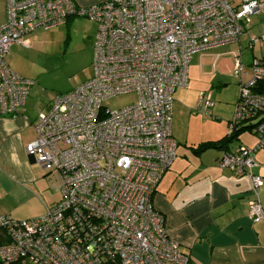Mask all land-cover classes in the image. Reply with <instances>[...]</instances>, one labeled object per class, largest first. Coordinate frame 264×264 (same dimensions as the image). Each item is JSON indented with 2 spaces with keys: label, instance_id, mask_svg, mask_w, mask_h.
Listing matches in <instances>:
<instances>
[{
  "label": "built area",
  "instance_id": "obj_1",
  "mask_svg": "<svg viewBox=\"0 0 264 264\" xmlns=\"http://www.w3.org/2000/svg\"><path fill=\"white\" fill-rule=\"evenodd\" d=\"M0 113L16 117L33 81L16 74L6 57L13 44L30 47L26 36L87 18L97 25L93 76L59 94L33 123L28 156L58 174L60 201L43 216L17 221L0 216V264H190L169 237L152 200L176 158L172 136L174 93L189 85L196 54L239 41L264 0H109L88 7L73 0H0ZM259 42L253 39L250 47ZM240 96L228 134L253 125L256 148L226 152L223 169L251 181L248 216L264 220L263 179L253 174L254 154L264 148V63L246 75L234 63ZM136 93L127 108L110 111L103 102ZM214 103L201 93L196 110L209 115ZM264 264V262H263Z\"/></svg>",
  "mask_w": 264,
  "mask_h": 264
},
{
  "label": "crops",
  "instance_id": "obj_2",
  "mask_svg": "<svg viewBox=\"0 0 264 264\" xmlns=\"http://www.w3.org/2000/svg\"><path fill=\"white\" fill-rule=\"evenodd\" d=\"M107 1L73 0L80 7ZM230 1L234 5L239 3V0ZM263 24L260 21L250 31L246 29L248 33L244 32L238 42L223 46L228 48L217 53V57L226 55L236 60L241 56L244 62L242 49H246L252 41L250 35L263 34ZM26 40L31 46V40L27 37ZM256 44L247 55V63L251 58H264V41ZM15 47L24 46L13 44L10 47L6 57L8 66L34 84L19 115L11 117L0 113V216L21 221L43 216L47 208L54 207L61 199L58 192L56 197L39 189L41 165L25 151V147L36 137L35 119L41 112L51 109L58 95H44L39 92L34 79L24 76V66L13 62L11 56ZM245 72L242 82L250 80V64L245 67ZM92 76L93 73L82 83ZM175 93L172 136L177 144L176 158L157 185L152 200L155 210L164 216L170 239L177 243L181 253L189 257L190 264H263L264 220L254 222L248 216L251 181L247 177H237L219 165L226 152H234L241 147L256 148L260 137L244 127L243 133L228 148H210L196 154L195 149L199 145L222 140L228 134L232 120L227 116L211 119L195 114L193 101L175 99ZM209 94L212 99V93ZM235 104L236 100L230 104L231 113ZM254 158L253 174L263 179L259 196L264 211V148L257 150ZM33 201L36 203L33 204Z\"/></svg>",
  "mask_w": 264,
  "mask_h": 264
},
{
  "label": "rangeland",
  "instance_id": "obj_3",
  "mask_svg": "<svg viewBox=\"0 0 264 264\" xmlns=\"http://www.w3.org/2000/svg\"><path fill=\"white\" fill-rule=\"evenodd\" d=\"M3 6V2L0 1V19L3 18ZM250 20L248 31L257 22L264 23V12L252 16ZM262 26L261 32L264 35V24ZM96 29L97 25L93 21L75 17L57 29L29 34L26 37L31 40V46L15 47L11 55L13 62L24 66V76L34 79L39 86V92L41 91L44 95L55 97L68 93L93 73V42ZM262 35L252 34L250 39L264 41ZM250 43L251 41L246 49H242L245 54L243 55L244 62H242L244 66L252 65L256 60L251 58L247 63L252 50ZM257 45L259 44L255 46ZM226 48L228 47L196 54L189 67V88L178 89L175 93V99L179 97L193 101L195 114L211 119H214L213 117L223 118V116H227L230 120L234 118L236 104L240 96V86H238V79L234 75L235 57L225 55L220 58L216 55ZM244 79L246 80V77ZM210 92L214 106L210 109L209 115H206L197 111L196 107L201 93L208 94ZM137 100L136 93L121 94L104 101L103 105L110 111H116L131 106ZM234 100H236V104L231 113L230 104ZM194 122L200 126L199 122ZM39 168L41 173L40 182H38L39 189L57 197L55 186L58 184V174H50L42 166ZM35 203L33 201V204Z\"/></svg>",
  "mask_w": 264,
  "mask_h": 264
},
{
  "label": "trees",
  "instance_id": "obj_4",
  "mask_svg": "<svg viewBox=\"0 0 264 264\" xmlns=\"http://www.w3.org/2000/svg\"><path fill=\"white\" fill-rule=\"evenodd\" d=\"M71 19H69L67 21V23L70 21ZM260 62L264 63V58L263 59H260L259 60ZM254 92L256 93H259V94H263L264 95V81L263 82H260L258 83L254 89H253ZM231 122H229L230 124ZM252 124L251 125H245V126H241L239 128H237L235 130V132L233 134H227L222 140L220 141H217V142H208V143H204V144H201L199 145L196 149H195V153L196 154H199L207 149H210V148H228L229 144L232 143L233 141L237 140L238 137L243 133L244 131V127L246 128H250V130L252 129Z\"/></svg>",
  "mask_w": 264,
  "mask_h": 264
},
{
  "label": "water",
  "instance_id": "obj_5",
  "mask_svg": "<svg viewBox=\"0 0 264 264\" xmlns=\"http://www.w3.org/2000/svg\"><path fill=\"white\" fill-rule=\"evenodd\" d=\"M32 158V157H31Z\"/></svg>",
  "mask_w": 264,
  "mask_h": 264
}]
</instances>
